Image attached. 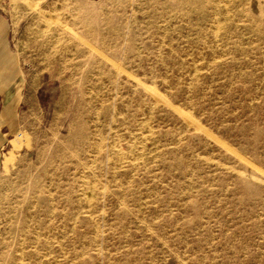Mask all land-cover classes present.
I'll list each match as a JSON object with an SVG mask.
<instances>
[{
  "label": "rangeland",
  "instance_id": "1",
  "mask_svg": "<svg viewBox=\"0 0 264 264\" xmlns=\"http://www.w3.org/2000/svg\"><path fill=\"white\" fill-rule=\"evenodd\" d=\"M0 89V264H264V0H0Z\"/></svg>",
  "mask_w": 264,
  "mask_h": 264
},
{
  "label": "bare ground",
  "instance_id": "2",
  "mask_svg": "<svg viewBox=\"0 0 264 264\" xmlns=\"http://www.w3.org/2000/svg\"><path fill=\"white\" fill-rule=\"evenodd\" d=\"M221 2V1H220ZM47 26V25H46ZM82 37V36H81ZM80 39V38H79ZM81 40V39H80ZM127 70V69H126ZM146 84V83H145ZM150 88V87H149ZM152 88V87H151ZM165 98H166V96H164ZM159 98V97H158ZM161 100V99H160ZM162 102L164 101V100H161ZM112 129V128H111ZM132 135V134H131ZM237 153V152H236ZM243 158V157H242ZM106 185V184H105ZM106 188V187H105ZM87 189V188H86ZM105 193V192H104Z\"/></svg>",
  "mask_w": 264,
  "mask_h": 264
},
{
  "label": "crops",
  "instance_id": "3",
  "mask_svg": "<svg viewBox=\"0 0 264 264\" xmlns=\"http://www.w3.org/2000/svg\"><path fill=\"white\" fill-rule=\"evenodd\" d=\"M0 92H1V89H0Z\"/></svg>",
  "mask_w": 264,
  "mask_h": 264
}]
</instances>
